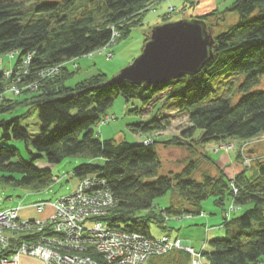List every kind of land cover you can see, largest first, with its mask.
<instances>
[{
	"label": "trees",
	"instance_id": "1",
	"mask_svg": "<svg viewBox=\"0 0 264 264\" xmlns=\"http://www.w3.org/2000/svg\"><path fill=\"white\" fill-rule=\"evenodd\" d=\"M152 1L0 0V58L18 56L12 68L0 69V113L9 114L0 119V137L25 140L32 153L28 160H15L20 157L19 149L1 142L0 183L42 191L52 185L55 175L52 169L36 165L37 157L45 156L51 163L78 157L84 161L73 168V177L81 180L95 175L105 179L117 199L103 220L152 237L151 221L163 225L170 216L203 214L208 197H215L221 206L231 197L237 212L225 218L223 236L205 243L204 264L264 261V158L254 162L257 175L244 170L232 178L204 150L212 143L222 144L231 138L248 141L264 132V89H259L264 78V0H234L225 10L216 7L191 17L206 24L216 39L212 59L198 74L160 84L112 83V77L101 71L78 77L80 58L128 37L135 27L143 25ZM227 11L236 13L237 20L230 21ZM151 33L146 32L144 44ZM72 61L76 67L68 63ZM58 64H62L58 73L47 72ZM224 78L233 93L213 97L208 83ZM10 85L19 89V97L6 96ZM167 89L176 113L189 118L190 125L181 135L167 140L149 136L171 125L169 119L154 116L130 125L141 135V141L102 139L98 135L96 126L108 120V111L120 96L128 102L149 105ZM33 110L41 122L39 136L32 142L35 151L29 148L30 133L23 124ZM198 129L202 131L196 134ZM146 138L151 143L145 144ZM161 143L187 147L194 156L185 159L180 171L160 174ZM97 159L100 162L94 161ZM201 159L215 163L217 173L202 169ZM170 191L171 204L154 209L155 200ZM245 204L249 207L242 211ZM92 255L99 264H113L97 252ZM190 262L189 253L176 249L152 257L146 264Z\"/></svg>",
	"mask_w": 264,
	"mask_h": 264
},
{
	"label": "rangeland",
	"instance_id": "2",
	"mask_svg": "<svg viewBox=\"0 0 264 264\" xmlns=\"http://www.w3.org/2000/svg\"><path fill=\"white\" fill-rule=\"evenodd\" d=\"M167 1L168 0L152 1V3L148 5L151 9L145 14L143 25L135 27L128 37L121 38L114 44L104 47L99 52L94 53L91 57L86 56L80 58L79 61L85 67L86 71L94 72L98 70L106 73L109 78H113L122 70V68L127 66L142 53L145 46L144 40L146 32H149L155 26L166 22L191 19L192 16H196L198 14V9L201 8V6H206L210 1L214 2V0H201L200 3H196L197 0H171V5L169 6ZM233 1L234 0H215V4L220 10H225ZM226 15L232 22L236 21L238 18V15L232 11H227ZM218 28L220 29V27ZM17 59V55H3L2 58H0V69H10L12 64L16 63ZM89 62L91 64L86 66ZM71 65H73V63H71ZM227 80L228 79L224 78L210 81L208 83V86L210 87L209 93L213 97L227 96L233 93L229 88V83L226 82ZM13 87V85H10V89L6 92L7 97H19L17 95L19 92L14 91V89H12ZM259 89H264V78L259 86ZM168 94L169 89L157 95V98L149 105L134 100L128 102L123 96H120L115 101L112 108L108 111L109 119L105 122H100L98 126H96L98 135L102 139L114 138L117 140L138 142L141 138H139V136L131 130L130 125L140 121L149 120L153 116L169 119L171 121V125L168 129L154 132V134L152 133L149 136L155 135V137L160 140H167L173 136L181 135L182 131L190 125L189 118L185 114L176 113V108L171 106L174 100L169 99ZM135 108H138L139 111L133 112V109ZM7 116H9V114L0 113V119ZM23 124L28 128L30 133L29 148L32 151H35L33 149L32 142L39 136L41 128V122L37 111L33 110L29 117L23 120ZM201 131V129H198V133L196 134L201 133ZM1 142L12 144L19 149L20 157H16L15 160L20 158L28 160L32 156V153L27 148L25 140L14 138L3 139L0 137V143ZM215 144L216 145L213 143L210 144L209 147L211 149L204 147V150L211 154V156L217 161L216 164L218 166L219 164L221 165L220 167L225 170L227 177L232 176L233 178L239 172L244 170L247 171L248 175L258 174L254 162L258 158H264V132L248 141L231 138L222 144ZM223 145H227L226 148H221ZM231 145L232 148H229ZM158 148L163 161L160 174H168L171 170L180 171L185 165V159L194 156V153L187 147H167L165 144L161 143ZM217 148H221L218 151L219 154L214 152V149ZM253 149H256V151ZM239 155L242 158L241 162L233 160L234 157L240 160V157H238ZM247 159L249 163H246ZM83 161V159L78 157H67L62 162L51 163L45 156L37 157L35 159L36 165L52 169L53 174L55 175V181L51 186L42 191H32L26 188L18 187L15 188L0 183V208L22 207L21 210L23 211V214H25V217L30 219H39L41 216L50 213L51 208L53 209L51 205H48L42 211H37L34 207H32V205L39 201L54 202L57 199L70 194L77 182V179L73 177V168ZM94 161L100 162L99 159ZM200 162L202 169H208L212 173L217 172L218 166L215 163H211L210 160L201 159ZM197 176L200 177L199 173ZM171 196L172 193L170 191L165 195L158 197L155 200L154 209L161 210L169 206L171 204ZM231 202L232 199L229 197L225 200L224 206H221L215 202V197L213 196L208 197L204 201L203 206L205 207V211L201 214V216L209 215L212 217L211 226H209V223H205L204 225L190 224L188 226L178 228L179 223L182 221L187 222L184 219H194L195 217H198L197 215L189 218L184 216L183 219L179 220L172 218L170 220H166L164 224L162 223L163 225L153 220L150 222L152 235L154 237H159L165 231H174L173 235L180 234L182 238L185 235L192 237L190 238L192 243L194 245L198 244L201 247L203 240H206L207 237H209L208 240H210L215 238L217 235L223 236V231L220 233L212 230L214 234L211 232L209 233V236L206 234L207 230L219 227L213 225L217 224L213 223L215 220L220 221L221 218L224 219L228 217V207H230ZM248 207L249 204L243 205L242 211ZM223 209L226 210V212H223ZM23 264H31V262L27 260Z\"/></svg>",
	"mask_w": 264,
	"mask_h": 264
},
{
	"label": "built area",
	"instance_id": "3",
	"mask_svg": "<svg viewBox=\"0 0 264 264\" xmlns=\"http://www.w3.org/2000/svg\"><path fill=\"white\" fill-rule=\"evenodd\" d=\"M30 59L31 55L24 64ZM68 63L77 66L75 61ZM61 67L62 64H58L47 72L54 75ZM12 89L19 92L17 87ZM144 142L149 144L151 140L146 138ZM233 188L237 193L238 189L234 185ZM116 204L117 199L108 189L106 180L89 175L79 180L70 194L54 202L34 203L32 207L37 211L48 205L53 207V212L44 219L21 217L22 207L0 208V264H22L23 256L36 258L44 264H99L92 255L94 252L113 264H146L150 258L176 249L191 255L190 264H204L202 249L205 243L199 250L180 238L152 237L109 225L102 217ZM236 208L232 202L228 207L229 216Z\"/></svg>",
	"mask_w": 264,
	"mask_h": 264
},
{
	"label": "water",
	"instance_id": "4",
	"mask_svg": "<svg viewBox=\"0 0 264 264\" xmlns=\"http://www.w3.org/2000/svg\"><path fill=\"white\" fill-rule=\"evenodd\" d=\"M215 41L207 25L198 19L157 25L142 53L111 82L160 84L187 74H198L212 59Z\"/></svg>",
	"mask_w": 264,
	"mask_h": 264
},
{
	"label": "crops",
	"instance_id": "5",
	"mask_svg": "<svg viewBox=\"0 0 264 264\" xmlns=\"http://www.w3.org/2000/svg\"><path fill=\"white\" fill-rule=\"evenodd\" d=\"M200 1L201 0H197L196 1V3H200ZM171 0H168L167 1V4L170 6L171 4ZM214 8H216V4H215V0H214V2H209L206 6H201V8H199L198 9V14L197 15H200V14H203V13H206V12H208V11H210V10H212V9H214ZM91 63L89 62L86 66H88V65H90ZM12 66H13V64H12ZM12 68V67H11ZM80 72H79V76L78 77H80V78H85V77H89V76H91V75H94V74H96L97 72H98V70L97 71H94V72H89V71H86V69H85V67L82 65V63L80 64ZM88 73V74H87ZM137 136H139V138H141V135L140 134H137ZM139 141H141V139L139 140ZM214 145H216V144H214ZM207 149L208 148H210L209 147V145L206 147ZM211 149V148H210ZM254 151H256V149H253ZM219 154V153H218ZM233 160H236L237 162H241V160H238L236 157H234V159ZM219 166H221L220 164H219ZM215 173H217V172H215ZM214 173V174H215ZM240 173V172H239ZM230 177H232V176H230ZM78 179H77V182L75 183V185H74V187L77 185V183H78ZM204 207V206H203ZM225 209V208H224ZM223 209V210H224ZM52 208H51V212L50 213H48V214H46V215H44V216H41L39 219H44L46 216H48L49 214H51L52 213ZM203 211H205V207L203 208ZM223 212H226V210H224ZM237 212V211H236ZM235 212H232L231 214H230V216H232L233 214H234ZM228 215L227 216H229V213H227ZM195 215H197L198 217H195L194 219H184V220H186L187 222H184V221H182L181 223H179L178 224V228H182L183 226H188V225H190V224H199V225H204L205 223H209V226H211V223H212V217H210L209 215H204V216H201V214H194V216ZM20 216L21 217H25V214H23V211L21 210L20 211ZM224 217H225V213H224ZM25 218H28V217H25ZM172 218H175V219H177V220H179V219H183V217H175V216H170V218L169 219H166V220H170V219H172ZM218 220H215L213 223H217V224H213V225H216V226H219L218 228H214V229H211V230H207V236H209V233L211 232L212 234H214V232L215 231H217V232H220L221 233V231H223V232H225L224 231V226H223V222L225 221V218L224 219H222L221 218V220L220 221H218ZM205 227H207V226H205ZM169 228H170V226H169ZM212 230L214 231V232H212ZM220 230V231H219ZM170 231H165L164 233H162V235L161 236H163V235H169L170 237H172V238H180V239H182L184 242H186V243H191L196 249H201L203 246H204V243H206L207 241H208V239H209V237H207V239L206 240H203V244L201 245V247L197 244V245H194L193 243H192V240L190 239V238H192V237H188V236H183V238H182V236L180 235V234H176V235H173L174 233V231H171L170 233H169ZM222 235H224V234H222ZM161 236H159V237H161ZM215 237H221V235H217V236H215ZM187 238V239H186ZM208 244V243H207ZM206 247H207V245H206ZM27 260H29L30 262H31V264L32 263H34V264H44L42 261H40V260H38V259H36V258H32V257H29V256H23L22 257V264L23 263H25V261H27ZM257 264H264V261H261L260 263L258 262Z\"/></svg>",
	"mask_w": 264,
	"mask_h": 264
}]
</instances>
